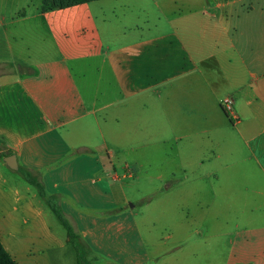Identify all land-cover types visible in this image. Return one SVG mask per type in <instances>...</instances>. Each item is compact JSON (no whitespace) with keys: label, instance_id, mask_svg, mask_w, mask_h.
Returning a JSON list of instances; mask_svg holds the SVG:
<instances>
[{"label":"crops","instance_id":"0c3cea01","mask_svg":"<svg viewBox=\"0 0 264 264\" xmlns=\"http://www.w3.org/2000/svg\"><path fill=\"white\" fill-rule=\"evenodd\" d=\"M184 3L94 0L56 9L44 0H0V242L16 264H52L51 250L69 244L46 197L19 169L58 195L92 253L116 250L120 264H159L129 253L137 213L115 197L114 185L125 166L129 177L133 169L116 168L113 146L131 133L201 140V156L193 152L190 163L201 172L191 181L186 173L156 175L167 191L171 181L197 184L228 166L220 148L236 140L221 133L226 127L246 140L264 134V127L241 129L264 123V0ZM226 97L233 123L220 106ZM85 193L101 197L106 210L83 205ZM163 204L161 196L156 218L172 209ZM221 234L224 264H264V225Z\"/></svg>","mask_w":264,"mask_h":264},{"label":"rangeland","instance_id":"374dc122","mask_svg":"<svg viewBox=\"0 0 264 264\" xmlns=\"http://www.w3.org/2000/svg\"><path fill=\"white\" fill-rule=\"evenodd\" d=\"M213 1L215 0H200L203 3ZM6 2L15 5L23 0ZM184 2L186 0H177L178 9L188 6ZM233 121L236 120L233 118ZM246 125L241 128L246 132L251 127L254 131L264 127V123H252L250 127ZM230 132H233L236 140L234 147L222 144L220 148L221 161L228 164L227 167L223 166L214 178L200 180L197 184L178 185L179 181H171L167 191L164 185L166 182L160 181L156 175L161 173L171 180L181 178L186 173L190 175L191 181L192 175L201 172H197L190 164L193 152L201 156V140L177 139L162 142L131 133L123 145L120 143L113 146L112 160L116 168H121L126 163L133 169V176L129 177V169L125 166L122 174L115 175L119 181L114 185L115 197L125 196L129 201L125 208L133 204L134 212L137 213L134 217L139 236L130 242L131 256H156L155 260L159 264H224L227 237L222 232L232 233L237 229L264 225V134L255 140H246L239 138L238 133L230 127L221 131L224 135H229ZM181 164L188 165V170H180ZM17 172L18 177L25 179L26 171L19 169ZM161 196L166 200L163 206L172 209L167 210V216L156 218L154 204ZM147 198L151 201L144 205ZM53 199L59 203L57 194H54ZM101 199L85 193L81 203L106 210L105 207L109 204ZM207 206L209 210L205 209ZM187 211L190 217L186 220L184 218ZM50 219L66 237L65 229L52 211ZM235 224L239 226L235 227ZM202 240L205 241L204 244L201 243ZM50 256L52 264H76L75 251L70 244L64 248L52 249ZM117 257L116 250L90 254L93 264H120Z\"/></svg>","mask_w":264,"mask_h":264},{"label":"trees","instance_id":"16d2710c","mask_svg":"<svg viewBox=\"0 0 264 264\" xmlns=\"http://www.w3.org/2000/svg\"><path fill=\"white\" fill-rule=\"evenodd\" d=\"M90 1L94 0H44V4L47 5L49 8L63 9L66 7ZM222 111L228 117L229 121L233 123V117L227 111L223 109ZM24 178L30 185H33L37 189L38 193L41 196L46 197L47 205L65 229L67 242L73 247L75 251L76 264H93L90 260V254L92 253L91 248L89 247L88 243L83 239L81 234L78 232L74 220L62 210L58 201H54V195L45 194L43 184L41 183L38 177L32 176L29 172H27L25 173ZM0 264H16V262L11 258V256L7 252V250L3 247L1 242Z\"/></svg>","mask_w":264,"mask_h":264},{"label":"built area","instance_id":"2783aa9c","mask_svg":"<svg viewBox=\"0 0 264 264\" xmlns=\"http://www.w3.org/2000/svg\"><path fill=\"white\" fill-rule=\"evenodd\" d=\"M220 105L223 110L227 111L233 117V103L230 98H223L220 102Z\"/></svg>","mask_w":264,"mask_h":264},{"label":"water","instance_id":"95a60500","mask_svg":"<svg viewBox=\"0 0 264 264\" xmlns=\"http://www.w3.org/2000/svg\"><path fill=\"white\" fill-rule=\"evenodd\" d=\"M7 164H8L9 167H11V168H14V169L17 168L16 162H15V156H14V155H10V156L8 157ZM130 206H133V204H130Z\"/></svg>","mask_w":264,"mask_h":264}]
</instances>
